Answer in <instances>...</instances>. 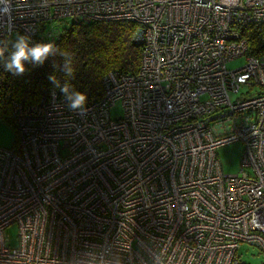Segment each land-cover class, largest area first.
<instances>
[{"label": "built area", "instance_id": "2783aa9c", "mask_svg": "<svg viewBox=\"0 0 264 264\" xmlns=\"http://www.w3.org/2000/svg\"><path fill=\"white\" fill-rule=\"evenodd\" d=\"M10 2L0 48L18 33L55 41L48 22L121 20L142 52L136 72L102 76L83 114L53 88L36 104L7 95L0 264H242V243L264 254V53L239 31L264 24V0ZM233 142L231 174L217 149Z\"/></svg>", "mask_w": 264, "mask_h": 264}, {"label": "trees", "instance_id": "16d2710c", "mask_svg": "<svg viewBox=\"0 0 264 264\" xmlns=\"http://www.w3.org/2000/svg\"><path fill=\"white\" fill-rule=\"evenodd\" d=\"M136 28L132 21H94L88 24L72 21L57 39L51 42L56 45L58 54L49 57L42 66L26 63L27 71L23 75L14 76L5 71L2 65L0 117L9 119L10 108L5 102L7 95L22 103L35 104L40 101L42 91L49 88L64 96L48 79L50 75L55 74L61 85L67 79L60 68L63 58L59 53H67L71 57L76 74L68 82L75 90L87 94V103L102 97L101 78L107 71L116 70L119 73L132 74L140 66L141 47L132 40ZM239 31L248 42L249 55L264 53V24L242 25ZM39 42L49 41H44L41 37Z\"/></svg>", "mask_w": 264, "mask_h": 264}, {"label": "clouds", "instance_id": "9594fccd", "mask_svg": "<svg viewBox=\"0 0 264 264\" xmlns=\"http://www.w3.org/2000/svg\"><path fill=\"white\" fill-rule=\"evenodd\" d=\"M10 10V0H0V15L7 16ZM57 54L58 49L54 43L38 42L33 44L30 36L18 33L11 45V50L0 48V64L3 65L5 71L14 76H20L27 71L26 63H31L33 66H42L49 57ZM59 55L63 58L60 68L67 79H65L63 85H61L55 74L50 75L48 79L64 95L68 108L83 114L87 111V94L75 90L74 86L68 82L76 74L71 57L67 53H59Z\"/></svg>", "mask_w": 264, "mask_h": 264}, {"label": "rangeland", "instance_id": "374dc122", "mask_svg": "<svg viewBox=\"0 0 264 264\" xmlns=\"http://www.w3.org/2000/svg\"><path fill=\"white\" fill-rule=\"evenodd\" d=\"M72 19L67 21H60L58 23H46L43 32L52 31L54 35H59L64 28H67L72 22ZM52 24V25H51ZM244 63L243 57L229 61L228 68H235ZM245 87L242 88V91ZM113 117H119L121 111L118 108L111 109ZM14 125L9 119L0 117V147L12 148L16 141V131ZM244 145L241 142H233L226 145H221L217 149V158H219L222 170L226 173H237L240 171V164L242 160ZM7 242L11 246H16L18 243V228L15 224L10 225L6 229ZM238 255L243 264H262L264 263V254H259L255 247L246 243H242L238 250Z\"/></svg>", "mask_w": 264, "mask_h": 264}]
</instances>
